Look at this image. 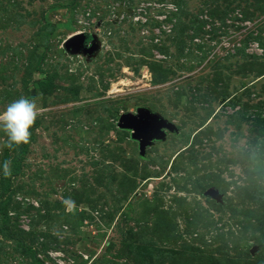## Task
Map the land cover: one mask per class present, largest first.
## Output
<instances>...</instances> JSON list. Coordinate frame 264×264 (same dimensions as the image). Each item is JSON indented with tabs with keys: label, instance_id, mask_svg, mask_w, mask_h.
<instances>
[{
	"label": "rangeland",
	"instance_id": "1",
	"mask_svg": "<svg viewBox=\"0 0 264 264\" xmlns=\"http://www.w3.org/2000/svg\"><path fill=\"white\" fill-rule=\"evenodd\" d=\"M77 33L98 50L65 51ZM20 97L40 114L29 144L0 147V192L24 151L0 264H33L23 247L40 264H264V0H0V112ZM141 114L162 123L145 147L119 125Z\"/></svg>",
	"mask_w": 264,
	"mask_h": 264
},
{
	"label": "clouds",
	"instance_id": "2",
	"mask_svg": "<svg viewBox=\"0 0 264 264\" xmlns=\"http://www.w3.org/2000/svg\"><path fill=\"white\" fill-rule=\"evenodd\" d=\"M40 114L36 100L20 97L8 104L5 110L0 112V131L6 135V141L0 147L13 149L21 144L30 143L31 132L38 115ZM11 160L3 162L5 176L11 175Z\"/></svg>",
	"mask_w": 264,
	"mask_h": 264
},
{
	"label": "water",
	"instance_id": "3",
	"mask_svg": "<svg viewBox=\"0 0 264 264\" xmlns=\"http://www.w3.org/2000/svg\"><path fill=\"white\" fill-rule=\"evenodd\" d=\"M86 38V35L83 33H77L70 36L64 41L63 49L72 54L90 56L98 50V45L92 43L89 48L85 47ZM119 125L134 131L137 137H141L143 147H145L152 139L158 137L159 130L162 127V123L156 122L153 117L145 114H141L138 117L122 115L119 118ZM206 195H213L215 198L217 197L214 189L208 190Z\"/></svg>",
	"mask_w": 264,
	"mask_h": 264
},
{
	"label": "trees",
	"instance_id": "4",
	"mask_svg": "<svg viewBox=\"0 0 264 264\" xmlns=\"http://www.w3.org/2000/svg\"><path fill=\"white\" fill-rule=\"evenodd\" d=\"M38 84H39V86L44 87V86H49L51 83L49 81H44V82H40ZM23 155H24V151L22 149L18 153V156L16 158H14L13 160H11L12 161L11 175L10 176H5V174H4V177L1 180L2 190L0 192V216L3 217L2 221H4V222H2V225H0V233L6 234L9 237V239H13V240L15 239L14 234L5 225V220L7 219V215H6V212L4 210V206H5L6 203L2 199L5 196V194H7L8 191L10 190L11 179L13 177H15L16 175H18V173H19ZM5 160H9L7 155L5 156ZM22 252L26 253L33 260V264H40V261L38 260L36 255L32 252V250H30L29 248L23 247L22 248Z\"/></svg>",
	"mask_w": 264,
	"mask_h": 264
},
{
	"label": "flooded vegetation",
	"instance_id": "5",
	"mask_svg": "<svg viewBox=\"0 0 264 264\" xmlns=\"http://www.w3.org/2000/svg\"><path fill=\"white\" fill-rule=\"evenodd\" d=\"M91 45L88 44V40L86 39L85 47L89 48Z\"/></svg>",
	"mask_w": 264,
	"mask_h": 264
}]
</instances>
